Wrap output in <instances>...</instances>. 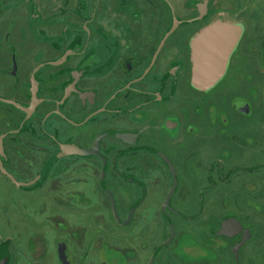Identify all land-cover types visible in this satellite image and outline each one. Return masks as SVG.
Here are the masks:
<instances>
[{
  "label": "flooded vegetation",
  "instance_id": "1",
  "mask_svg": "<svg viewBox=\"0 0 264 264\" xmlns=\"http://www.w3.org/2000/svg\"><path fill=\"white\" fill-rule=\"evenodd\" d=\"M251 2L0 0V264H73L66 229L95 238L90 216L129 227L133 264H264V12ZM234 18L224 72L194 85L192 42ZM108 191L122 221L133 209L127 225Z\"/></svg>",
  "mask_w": 264,
  "mask_h": 264
},
{
  "label": "rangeland",
  "instance_id": "2",
  "mask_svg": "<svg viewBox=\"0 0 264 264\" xmlns=\"http://www.w3.org/2000/svg\"><path fill=\"white\" fill-rule=\"evenodd\" d=\"M253 9L260 10L264 12V0H260L254 3L251 2L250 4ZM30 6V5H29ZM14 20V19H13ZM237 20L234 18V22H229L232 24H238L236 23ZM264 21V19L262 20ZM59 22V19H47L44 25L54 24L56 25ZM264 24V22H263ZM68 25V24H67ZM39 26V21L37 19H25L24 24V35L26 36L25 43L28 47H31L34 42L31 39L32 37V29ZM10 183L4 178V176L0 173V187L1 188H8L10 187ZM9 196V195H8ZM209 211H203L202 219V229H208L207 224L204 222L207 217L209 218ZM68 214L70 217L76 218V212H72ZM109 214V215H108ZM108 215V216H107ZM107 218L111 220V212H107ZM90 232L89 236H91L93 231H100V234L94 237H90L89 239L84 240L82 238L83 232H82V226L79 224L71 225L69 228L66 229V227H60L58 228L59 236L65 234V230L69 232L71 231V234L73 237H70L69 240V248L70 252L72 253V260L73 264H101V254L102 256H105V261L111 262V259L108 258V252H113V254L119 253L120 261L118 264H133L131 261V242L129 238V227L122 228L118 226L116 223H114L112 220L107 223L106 225H96V222L93 220V216H90ZM95 234V233H93ZM206 234V233H204ZM203 234V235H204ZM77 235V237H75ZM94 236V235H93ZM205 238L202 239V253L205 254V251H208V248H205V246H209V236L208 234L204 235ZM86 246L89 247L86 250ZM100 255V256H99ZM114 256V255H113ZM50 262L49 260H47ZM53 262L56 261V264H61L59 261V258L52 259ZM30 264V263H27ZM112 264V263H111ZM140 264H144L140 262ZM146 264V263H145ZM202 264H210L208 258L203 259Z\"/></svg>",
  "mask_w": 264,
  "mask_h": 264
},
{
  "label": "water",
  "instance_id": "3",
  "mask_svg": "<svg viewBox=\"0 0 264 264\" xmlns=\"http://www.w3.org/2000/svg\"><path fill=\"white\" fill-rule=\"evenodd\" d=\"M240 33H241L240 25L218 21L213 25H211L209 28H207L203 32V34H201L196 39H194V41L192 42V49H193L192 61L194 64V70H193L194 85L200 86L204 89L207 87H211L212 85L215 84L217 79L224 72V68L229 59V55L231 54L233 48L236 46L239 40ZM217 34H225V35L229 34L230 38L224 42H218L217 44H215L213 41H211L212 39L209 38H212ZM33 86H34L33 102L36 103L38 100L36 98L37 94L35 92L36 82H34ZM7 101L10 102L11 104L18 106V104L13 100H7ZM34 109H35V104L33 105L32 108L25 110L28 112V114H32ZM1 139L2 136L0 137V142ZM0 168L5 174H7L12 178V176L9 174L7 169L4 167L1 159H0ZM171 169L174 172V169L172 167ZM176 182H177L176 177H174V184L168 195L166 204H168L173 194L174 188L176 186ZM108 194L112 202L115 218L121 224L127 225L131 220L133 209L130 211L128 219L126 221H122L119 217L113 195L109 191ZM173 237H174V230L172 229L171 238L159 247V249L156 251V254L162 247H164V245L169 243L173 239ZM70 259L71 258L65 256V254L60 255V260L63 262V264H70L71 261Z\"/></svg>",
  "mask_w": 264,
  "mask_h": 264
}]
</instances>
